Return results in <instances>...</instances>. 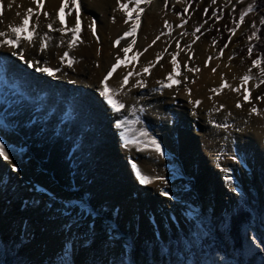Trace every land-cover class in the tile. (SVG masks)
<instances>
[{
    "label": "bare ground",
    "instance_id": "6f19581e",
    "mask_svg": "<svg viewBox=\"0 0 264 264\" xmlns=\"http://www.w3.org/2000/svg\"><path fill=\"white\" fill-rule=\"evenodd\" d=\"M62 2L49 0L47 10L55 13ZM165 2L177 3L141 0L137 8L134 0H76L72 6H80L83 12L79 24L83 32L77 46L69 50L71 32L55 29L72 28L75 16L66 26L53 16L37 23L39 8L33 0H0V31L8 32L9 39L13 38L9 25L18 26L27 9L36 10L24 33L32 36V44L22 39L18 48H12L3 45L5 37H0L4 97L0 96V143L8 154L7 160L0 156V238L17 236L34 257L44 249L52 258L72 254L84 262L85 237L94 235V250H100L102 257L106 251L133 256L130 246L141 247L144 240L157 239L170 228L179 230L199 213L211 216L230 210L238 202L239 191L258 185L255 170L264 168V113H253L250 103L236 106L245 96L244 83L228 65L229 53L223 60L210 59L212 48L198 53V43L189 47V26L181 29L182 20L165 9ZM120 4L127 8L121 10ZM138 14V26L131 32ZM93 20L99 23L95 34L89 26ZM165 21L170 27L164 26ZM49 23L54 26L51 31ZM126 32L131 34L117 45ZM45 34L51 43L42 52L38 45ZM64 52L73 59L71 67L61 60ZM158 53L162 58L157 62ZM117 57L119 71L107 87V94L124 105L115 113L98 91L103 90L101 81ZM44 60H49L48 66ZM35 61L50 67L55 76L38 72L40 64L29 67ZM149 62L155 64L144 73ZM129 73L132 82L124 86ZM169 73V82L177 77L181 84L155 96L157 81L168 83ZM140 81L146 87H136ZM225 82L230 88L219 94L211 91ZM235 88L240 91L231 90ZM195 101H201L199 111ZM134 107L143 108L145 117L130 134L147 131L149 136L124 147L113 121ZM207 120L233 121L221 124L227 125L222 129ZM151 138L159 139L164 155L143 143ZM133 163L150 183L139 182ZM67 201L81 207L90 221L95 219L97 227L105 226L107 234L101 236L106 237L100 241L101 230L67 217Z\"/></svg>",
    "mask_w": 264,
    "mask_h": 264
},
{
    "label": "rangeland",
    "instance_id": "374dc122",
    "mask_svg": "<svg viewBox=\"0 0 264 264\" xmlns=\"http://www.w3.org/2000/svg\"><path fill=\"white\" fill-rule=\"evenodd\" d=\"M176 2L177 3L174 6L167 4L168 6L165 9L170 10L182 20L180 25L183 26H180L181 29L189 26L187 33L190 34V46L192 47L198 43L200 45L198 53H202L204 47L212 48L213 51L209 52L210 59L219 58L220 60H223L225 54L229 53L227 60L228 65L232 66L239 73L238 79L243 80V77L248 75L251 77L248 83H251V81L253 82V84H243L241 90H244L245 96H242V101L237 103L241 104L242 107H244L247 103H250L249 110H252V108L255 107L258 111L264 113V100L259 99L260 97H264V83H261V79H264V77L261 76V68H264V60L262 59L259 66H254L253 64L255 60L262 58L261 55L254 50V47L259 40L258 31L262 24L261 21L264 20L262 12L257 10V0H242V2L241 0H215V2H213V0H176ZM40 3H42L43 7L38 9L37 23H40L45 17L51 18L52 16L56 19V22L59 25L63 26L68 25L74 16L75 18H77V16L79 17V24L84 21V16L82 15L83 12L80 10V6H76L77 4H75L76 7H73V2L71 0H67L66 5L63 0L62 5L59 6L55 13L47 10L49 0H40ZM250 5H254V8L244 17V21L241 23L240 16ZM61 7L64 8L63 11H60ZM45 13H47V15H45ZM61 21H63V24H61ZM253 24L256 25L255 28H253ZM98 26L99 23L96 20L95 32L99 31ZM197 29H199V31H196ZM233 29H235V34H233ZM254 31L256 32V38L249 39ZM171 34L172 33H170L168 37H171ZM50 43L51 41L48 39V44ZM40 47L41 43L38 45V48ZM249 48L252 49L251 53L249 52ZM120 64L121 63L119 62L115 72H113L112 76L107 80V85L117 76ZM40 65L41 67L44 65L48 66L49 60H44V65H42V63H40ZM109 70L106 72V76ZM86 77L87 75L85 78ZM131 80L132 78L128 79L127 83L123 85L129 86L132 82ZM169 81L170 80H168V84L171 85L170 87L161 88L160 85H157L154 87L153 94L157 96L165 94L164 92L174 91V89L179 87L182 79H178L176 77L174 80H171V82ZM165 83H167V81ZM258 84L259 87H257ZM139 95L144 96L142 91ZM246 96L247 99H245ZM114 99L116 98L113 97L114 103H117V100L115 101ZM105 105L108 109L111 108L108 103H105ZM200 107L201 105L195 106L198 111L200 110ZM175 109L179 110L180 108L178 109V107L175 106ZM220 111L221 110H217L216 114H221ZM211 116L212 118L214 117L213 114H211ZM137 117H139V123H141L143 121L142 118L145 116H143L139 110L136 111L135 115H133L132 111L129 110L126 111V114H119L117 119L113 121L114 124L119 122L122 118L127 119L129 123L124 125V129L116 127V129L120 130H117V133L120 134L123 130H127L130 141H140L144 139V137L140 136V132L133 135L130 134L132 133L130 131L133 130V125L135 124L132 121H135ZM209 122V125L211 124V126H215L216 128L221 127L222 129L224 126L221 124L226 123L222 122L219 124L215 121L214 125L213 122ZM216 125L221 126L217 127ZM153 127L156 128L154 125ZM197 128L201 130L203 128L202 124L200 123ZM197 133L199 134L200 132ZM117 136L120 139L122 138V136ZM157 140L159 139L157 138ZM100 143L101 142H95L94 144L98 146ZM122 144L124 145V141H122ZM255 172L258 176V185L246 191H239L241 195L238 198V202L232 207V209L227 211L225 210L219 214L211 216H205L202 213L194 215L179 230L170 228L167 233H161V236L157 239L144 240L141 247L130 246V250L134 252L133 256L128 254L114 256L106 251L107 253L105 252L104 255L105 258L102 257L101 253H99L100 250H94V244L97 241L94 235L85 237V240L88 242L85 244V249L88 253L84 258V262H81L72 254L52 258L46 255V250L44 249L41 254L34 257L32 256L31 251L27 250L26 243L17 236L10 238L8 235H5L0 238V244L17 246L18 252L21 256L20 264H264V178L262 177L264 168L258 166ZM145 185L146 184H144V186ZM244 200H248L251 206L257 207L252 222L246 228V242L244 250L237 254L234 242L231 240L222 241L219 248L216 246L212 247V250L204 248L201 245L202 240L210 234L209 225H211L213 219H216L221 215H230L244 202ZM2 201L3 199L1 202ZM65 204L66 209L70 210L66 213L67 217H73L78 221L83 220V223L86 222L85 225H91L93 229L98 228L101 230L99 234L100 241L103 237H106L104 236L107 234V228L105 226L97 227V221L95 219L90 221L89 216L75 202L72 203L67 201ZM14 209H17V207H14ZM117 212H119V208H117ZM188 232L192 233V235L191 239L186 242V240L184 241L182 233ZM102 234H104L103 237L101 236ZM171 235L179 238L180 243L182 242V245L179 248L176 247L175 242H170ZM33 241L34 243H37L36 239ZM239 257H242L243 261L239 259ZM3 259L4 253L1 252L0 261Z\"/></svg>",
    "mask_w": 264,
    "mask_h": 264
},
{
    "label": "snow or ice",
    "instance_id": "6c2138e0",
    "mask_svg": "<svg viewBox=\"0 0 264 264\" xmlns=\"http://www.w3.org/2000/svg\"><path fill=\"white\" fill-rule=\"evenodd\" d=\"M76 0H73V3H75ZM134 2L136 3V6L137 8H139V5H140V2L141 0H134ZM146 3L148 4H151L152 0H145ZM213 2H215V0H213ZM242 2V0H241ZM33 3H35L37 5V8H42L43 5L42 3H40V0H33ZM64 4L66 5L67 4V0H64ZM165 8H167V2H165ZM9 7H11V5H9ZM127 8V5L126 4H120V9L121 10H125ZM254 8V5H250L248 7V9L243 12L240 16V22L242 23L244 21V17L250 13ZM64 8L61 7L60 11H63ZM140 11L142 12L143 9H140ZM36 14V10H34L33 8H29L27 9V12L25 13V16L23 18V20L21 21V23L18 25V26H12V25H9L10 27V32L12 34V37L11 39L8 38V35L9 33L8 32H2L0 31V37H5L4 41H3V45H7L8 47H12V48H18L20 46V43H21V40H26L29 44H32V36L30 35H24V33L26 32L28 26H29V21L31 19V17ZM17 15H20L19 13H17ZM45 15H47V13H45ZM37 20H38V16H37ZM140 20V16L139 14L136 16V20L135 22L133 23V26H132V29H131V32H135L136 30V27L138 26V22ZM76 21L77 23L75 24V26H73L72 28H65V27H60L58 29H55L56 31H59L60 33L64 34L66 32H71V40L68 42V48L69 50L73 49L74 47L77 46V41L79 40V17L77 16L76 18ZM113 22H115L113 20ZM128 21L126 20L125 23H127ZM186 22V21H185ZM262 24H264V20L261 21ZM61 24H63V21H61ZM93 34H95V21L93 20L91 22V24L89 25ZM164 26L166 28L170 27V25L168 24L167 21L164 22ZM181 27L183 25H180ZM48 29L51 31L53 30V26L51 23H49L47 25ZM256 25L253 24V28H255ZM196 31H199V29H197ZM233 31V34H235V29L232 30ZM131 32H126L124 34V36H121L115 43L117 45H119L120 43V40L124 39L126 36L130 35ZM160 37L158 36L156 39L158 40ZM252 38H256V32L254 31L252 33V36L249 37V39H252ZM63 41H61V45H63ZM135 41L133 40L132 41V44H134ZM3 45H0V46H3ZM131 46V45H130ZM48 47V36L47 34H45L44 38L42 39L41 41V47H40V50L43 52L46 48ZM189 47H191L189 45ZM123 51L125 52V54L128 52V48H124ZM145 51H147V49H145ZM252 49L249 48V52L251 53ZM15 54V53H14ZM162 58V54L158 53L157 54V62L159 61V59ZM20 59H24V56H23V53H20ZM262 59H264V57H262L261 59H257L253 62L254 66H259L262 62ZM61 60L62 62L64 61H67V64H68V67H71L72 64H73V59H70L69 58V53L68 52H64L63 56L61 57ZM33 63H35L36 65H39L40 64V61H35V62H29V67H32L33 66ZM172 63L173 65L175 66V56H173V60H172ZM155 62H149V65L147 67H145L143 69V72L144 73H148L149 72V69L154 66ZM119 65V57H117V64H114L112 66V68L109 70L107 76L105 77L104 81L102 82L103 84V90H101L99 92L100 96H102L105 101L112 107L113 111L115 112H119L121 108L124 107L123 104L121 103H114L113 101V97L112 96H109L107 94V80L112 76L113 72H115L116 68L118 67ZM37 71H41V72H44L46 73L48 76H55V72L50 68V67H37L36 68ZM189 71H192V69H189ZM195 71H199V69H195ZM213 71H215V69H213ZM132 73H129L128 76H131ZM128 76H126L122 82V85L123 84H126L127 83V80H128ZM261 76L264 77V68H261ZM172 78V74L169 73L168 75V79L170 80ZM250 76L248 75H245L243 77V83L246 85L248 83V81L250 80ZM70 82H74V81H70ZM157 83L161 86V88H166V87H170L171 85L168 84V83H165V81L163 80H160V81H157ZM261 83H264V79H261ZM136 87H146V85L144 84L143 81H140L139 83H137ZM225 87H229L230 88V85L227 84V82H225L221 88L217 89V88H214V89H211L212 92L216 93V94H219L223 88ZM243 87V85L241 86ZM257 87H259V84L257 85ZM232 91H236V92H239L240 91V88H235V89H231ZM119 94V90H115L114 91V95H118ZM0 96H2L3 100H4V97H3V93L2 91H0ZM245 99H247V96L245 97ZM259 99L261 100H264V97H260ZM196 105L199 106L201 101H195ZM238 108L239 107H242L241 104L237 103L236 105ZM223 108V105H221V109ZM137 109L134 107L132 109V113L133 115H135ZM140 112H143L144 109L143 108H140L139 109ZM253 113H256V114H260L259 111L253 107L252 110H251ZM70 118V113L69 114H66L65 116V119H68ZM133 123H139V117H137V119L135 121H132ZM129 123V121L127 119H124L122 118L119 122H117L115 124V127L117 128H120V129H124V125ZM217 127H220L221 125H216ZM225 127H227V125H224ZM140 136L141 137H148L149 136V133L147 131H141L140 133ZM120 135L122 136L123 138V141H124V147H128L130 143H135V141H130V138L128 136V132L127 130H123ZM143 143H147V144H150L153 148L154 151L160 153V155H164L163 151L161 150V147H160V144L157 142L156 139L154 138H151L147 141H143ZM0 156H2L5 160L8 159V154L7 152L5 151V145L4 143H0ZM132 168L135 170V174H136V177L137 179L139 180V182L141 184H146V183H150L151 180L149 179V177L143 175L141 173V170L137 167V165L135 163L132 164ZM165 195H167V193H164ZM189 215L191 216L192 214L189 213Z\"/></svg>",
    "mask_w": 264,
    "mask_h": 264
},
{
    "label": "trees",
    "instance_id": "16d2710c",
    "mask_svg": "<svg viewBox=\"0 0 264 264\" xmlns=\"http://www.w3.org/2000/svg\"><path fill=\"white\" fill-rule=\"evenodd\" d=\"M256 3L257 10L262 12L264 16V0H257ZM258 38L259 40L256 43L254 50L258 52L261 57H264V24H261L260 26ZM262 177L264 178V173L262 174ZM256 209V206H251L248 200H244V202L230 215H221L220 217L213 219L211 225H209L210 234L202 240L201 245L208 250H212V247L214 246L219 248L222 241L231 240L234 242L235 251H237V254L242 252L246 242V228L252 222ZM191 235L192 233L190 232L182 233L184 241L186 240V242L191 239ZM170 240L171 243H176L177 248L182 245V242L180 243L179 238L175 237L174 235L170 236ZM1 252L4 253V259L0 261V264H20L21 256L18 252L17 246L10 244H0V253ZM239 259L242 260V257H239Z\"/></svg>",
    "mask_w": 264,
    "mask_h": 264
}]
</instances>
